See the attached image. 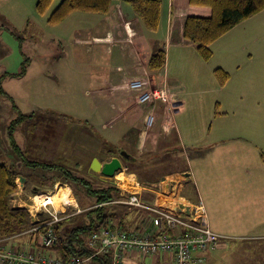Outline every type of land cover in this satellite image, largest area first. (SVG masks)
<instances>
[{
	"label": "crops",
	"instance_id": "1",
	"mask_svg": "<svg viewBox=\"0 0 264 264\" xmlns=\"http://www.w3.org/2000/svg\"><path fill=\"white\" fill-rule=\"evenodd\" d=\"M128 6L127 0H120L108 14L75 12L67 18L76 17L90 26L86 30L75 29L74 43L80 47L82 55L81 63L74 67V71L80 73L81 80L84 79L82 83L87 87L85 94L88 95L86 101L97 120L101 121L98 126L102 132L91 128L87 121L86 125L79 122L82 120H77L78 124L72 120L67 125L62 146L42 162L59 167L53 171L26 166L12 151L1 150L0 161L13 166L20 177L16 182L24 178L15 195L9 199V205L25 209L35 193L53 191L55 186L51 190L32 186L33 191L28 196L26 193L29 192L24 188L30 180L35 184H45L46 181L52 184L58 178L65 180L68 171L65 163L69 161L76 168L84 166L83 171L87 175L95 178L97 175L103 183L114 185L119 172L108 178L94 173L90 163L94 159L107 163L118 157L114 153L121 150L130 155L121 157L123 168H130L131 174L144 185L136 192L141 202L169 208L190 220L192 209L186 203L202 200L210 229L223 238L214 249L193 252L194 259L203 260L197 264H264V100L247 89L264 88V10L214 42L211 45L213 56L205 62L197 54L196 47L184 39L183 31L187 17H208V8L192 7L189 0H161L159 28L150 32ZM91 15L101 17L92 19ZM105 44L111 48H96ZM99 50L104 52L101 54ZM160 50L166 53L165 66L160 72L152 73L147 68L149 60ZM97 55H101L102 62L96 65L94 58ZM217 68L230 73V80L223 87L219 86L213 73ZM183 72L191 73L197 83L210 86L211 91L218 94L216 106L219 105V109L224 104L231 105L226 112L216 111L214 117L232 118L233 125H220L204 133L181 130L176 125L174 113L183 112L184 108L178 86ZM147 76L155 83L153 85L172 93L174 101L170 108L162 103L152 104V108L148 105L147 109L135 107V94L128 84ZM231 91L235 92L232 97ZM152 109L156 122L153 130L148 132L144 121ZM34 118L35 115L23 124H34ZM177 145L190 147L188 151L200 152L192 164L188 160L186 168L174 169L179 160ZM18 147L28 158L22 147ZM119 191V199L104 212V215L109 214L104 224H101L104 219L94 212L98 207L95 194L85 190L82 191L83 197L73 194L74 203L69 200L70 208L60 211L64 216L58 225L61 234L64 236L75 228L92 225L95 228L85 235L89 248L91 234L103 225L113 230L152 233L154 227L148 222V217L153 213L127 204L132 192ZM64 192L68 191H58L57 199L61 194H69ZM46 215V218L42 217ZM30 218L39 226L47 221L48 214L39 212ZM37 226L5 238H12L9 244L41 253L40 241L37 245L31 238ZM52 252L59 257V252ZM98 255L99 258L78 260L81 264H103L102 260L113 264V251ZM121 264H172V256H139L136 252H128L123 255Z\"/></svg>",
	"mask_w": 264,
	"mask_h": 264
},
{
	"label": "rangeland",
	"instance_id": "2",
	"mask_svg": "<svg viewBox=\"0 0 264 264\" xmlns=\"http://www.w3.org/2000/svg\"><path fill=\"white\" fill-rule=\"evenodd\" d=\"M61 1L54 0L48 12L45 15H40L36 11L38 0H0V151L8 149L15 152L10 136V125L20 115L32 114L36 117L34 124L22 123L18 125L13 133V139L27 153L29 159L38 162H45L46 156L50 153L53 154L58 147L62 146L67 125L72 120L75 124H78L77 120H82L79 122L86 125L88 123L91 128H97V130H99L98 125L101 124L86 101L88 95L85 94L87 87L82 83L84 79L81 80L80 73L74 71V67L81 63L80 57L82 55L80 47L74 43L75 29L86 30L87 28L90 29V26L88 22L81 23L78 21L80 19L76 17L67 19L60 25L49 24L48 20L52 12ZM128 9L132 11L130 6ZM90 17L94 19L101 17V15H91ZM94 25L97 28V24ZM102 33L106 34L105 32ZM96 48L110 49L111 46L97 45ZM99 52L102 54L104 51L99 50ZM100 57L101 55L95 56L94 64L97 65L102 62ZM21 72L25 73L16 77L7 76L4 78L6 73L17 75ZM139 79L149 82L150 85L155 84L148 76ZM179 80V93L184 108L183 112L174 113V119L181 130L185 128L204 133L220 125L230 126L234 124L232 118L220 116L215 119L216 111L226 112L231 108V105L224 104L219 109L220 106H216L218 94L212 92L210 86L197 83L191 73L184 74L183 72ZM153 86L156 87L157 85ZM252 88L247 89L249 92L253 90L254 95L264 100V88ZM234 94L235 92L231 91V97ZM136 97L135 95V107L147 109L148 105H140ZM149 105L152 108V104L149 103ZM145 129L148 132L153 130L146 125ZM187 148L191 149L187 146L180 147L177 145L176 150L178 151L176 152L179 160L174 169L186 168L188 160L192 164L195 157L200 153L197 150L188 151ZM1 160H3L2 157ZM82 160L88 162L85 157ZM65 164L68 167L67 170L74 177L85 178L93 189H99L103 187V184H106L97 175L96 178L87 175L83 171L84 166V168H76L72 161ZM129 170L130 168L124 167L121 173H132ZM33 182L27 181L25 185L24 191L29 192L26 193L28 196L33 191H31L32 186H37L40 190H51L55 186L54 183H59L71 188L72 195L66 194L71 200H73V194L75 197H83L82 191L84 189L74 178H70L69 181L61 178L54 179L52 184L48 181L45 184ZM18 185H21V181H17ZM59 191L62 192V190ZM63 196L61 194L59 201L66 199ZM54 200L57 201L56 196ZM162 208L170 210L166 207ZM76 210L78 209L76 208ZM60 216L63 221L64 216L61 213ZM42 217L46 218L47 215ZM40 219L42 218L40 217ZM187 221L192 223V218ZM41 250L48 255L52 253V256H57L52 251Z\"/></svg>",
	"mask_w": 264,
	"mask_h": 264
},
{
	"label": "trees",
	"instance_id": "3",
	"mask_svg": "<svg viewBox=\"0 0 264 264\" xmlns=\"http://www.w3.org/2000/svg\"><path fill=\"white\" fill-rule=\"evenodd\" d=\"M120 0H62L57 8L52 12L48 23L57 25L64 22L71 14L75 12L92 13V14H108L111 7ZM54 0H38L36 11L40 15H45L51 8ZM133 10L134 15L139 18L145 28L150 32H156L160 24L161 0H127ZM189 5L192 7L208 8L210 16H189L184 24L183 37L184 39L196 47L199 57L208 62L213 56L211 45L219 40L222 36L232 30L235 26L246 21L247 19L257 15L264 10V0H189ZM166 62V53L160 50L154 53L148 63V71L158 73L163 69ZM21 72L17 75L6 73L4 78L16 77L22 75ZM214 76L219 84L223 87L230 80V73L217 68L214 70ZM33 115H20L14 120L11 125L12 142L15 148L13 153L18 156L22 163L26 166L38 168L43 171H53L59 167L37 161H30L19 149L13 139V133L18 125L22 124ZM119 158L122 157L123 151L114 153ZM264 159V154L262 155ZM122 159V158H121ZM130 171V170H129ZM119 174V173H118ZM65 180L74 178L79 182L84 190L89 194H95L97 209L94 210L104 219L101 224H104L108 218L104 212L109 209L113 202L119 199V189L112 184H103L99 189H93L91 184L85 178L74 177L67 171ZM19 177L16 169L12 166H7L0 161V238L19 235L32 229L38 224L31 222L28 212L23 208H13L9 205V199L14 196L18 190L16 179ZM47 192V191H46ZM41 224V223H40ZM39 224V225H40ZM95 227L89 225L87 227L75 228L64 236L57 227V243L51 251L59 252V258L67 262L71 258L84 260L89 258L91 251L86 242V236L89 231ZM44 227L38 231H32L31 238L35 239L36 244L40 241V234L43 233ZM97 255L94 258H99ZM103 264H106L104 260Z\"/></svg>",
	"mask_w": 264,
	"mask_h": 264
},
{
	"label": "built area",
	"instance_id": "4",
	"mask_svg": "<svg viewBox=\"0 0 264 264\" xmlns=\"http://www.w3.org/2000/svg\"><path fill=\"white\" fill-rule=\"evenodd\" d=\"M129 89L137 96L136 99L140 105L162 103L166 108H170L174 101L170 91L164 87L150 85L149 82H144L142 79L130 81ZM155 122L154 112L148 113L145 117V125L153 128ZM115 177L114 185L117 188L132 192L126 201L127 204L153 213L151 217H148V222L153 225L154 229L152 233L142 234L113 230L109 226L103 225L88 239L89 248L93 251L89 258L113 251V264H121L124 254L136 252L139 256L170 255L172 264H197L202 263L203 260L194 259L193 252L214 249L223 238L222 235L210 229L205 206L201 199L195 203H186L192 209V223H190L171 210L141 202L137 191L142 190L144 185L133 174L120 171ZM64 189L68 191L64 193L71 195L68 185L57 183L53 191L34 194L25 208L29 216L39 212L48 214L47 221L33 229V231H38L44 227L43 233L40 234V248L44 251H51L57 243L56 229L62 221L60 209L71 206V202L66 199L59 201L61 195L57 201L54 200L57 192ZM11 239L0 238V264H81L77 258H71L64 262L59 257L48 255L46 252L39 253L33 249L27 250L23 246L9 244L8 241Z\"/></svg>",
	"mask_w": 264,
	"mask_h": 264
},
{
	"label": "water",
	"instance_id": "5",
	"mask_svg": "<svg viewBox=\"0 0 264 264\" xmlns=\"http://www.w3.org/2000/svg\"><path fill=\"white\" fill-rule=\"evenodd\" d=\"M130 157L129 154H122V158ZM90 169L96 174H102L108 178H113L123 169L122 159L118 157L112 158L109 162L102 164L98 159H94L90 165ZM24 179L21 178V182Z\"/></svg>",
	"mask_w": 264,
	"mask_h": 264
},
{
	"label": "bare ground",
	"instance_id": "6",
	"mask_svg": "<svg viewBox=\"0 0 264 264\" xmlns=\"http://www.w3.org/2000/svg\"><path fill=\"white\" fill-rule=\"evenodd\" d=\"M65 195H66V194H64L63 198H66V200H70L72 203H74L73 200H71L70 197H69L68 195H66V196H65Z\"/></svg>",
	"mask_w": 264,
	"mask_h": 264
},
{
	"label": "clouds",
	"instance_id": "7",
	"mask_svg": "<svg viewBox=\"0 0 264 264\" xmlns=\"http://www.w3.org/2000/svg\"><path fill=\"white\" fill-rule=\"evenodd\" d=\"M40 192H46V191H40ZM37 193H39V192H37ZM36 194V193H35Z\"/></svg>",
	"mask_w": 264,
	"mask_h": 264
}]
</instances>
